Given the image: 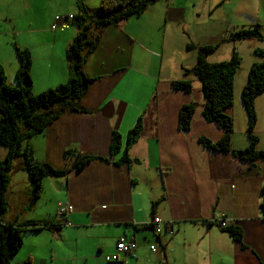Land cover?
Here are the masks:
<instances>
[{"label": "crops", "instance_id": "1", "mask_svg": "<svg viewBox=\"0 0 264 264\" xmlns=\"http://www.w3.org/2000/svg\"><path fill=\"white\" fill-rule=\"evenodd\" d=\"M99 1L83 0L89 10ZM58 4L63 7L61 16L77 13L74 0ZM256 26L263 39L250 42L248 62L240 57L233 103L224 110L233 121L232 149L241 150L248 144V123L240 95L250 65L263 61L254 50L264 49V0H157L140 16L102 31L82 68L94 81L78 103L79 112H65L22 144V152L34 164H48L63 175L44 177L39 198L31 201L22 159L12 165L5 198L7 206L8 200L20 202L19 215L12 219L7 209L6 222L52 225L57 223L59 204L72 206L69 226L57 230L45 226L22 234L21 248L33 257L31 264L36 261L32 250L39 246L44 247L39 253L45 251L39 258L48 260L50 254L61 263L97 262V255L115 252L120 237L133 239L136 251L124 261L106 264H264V221L259 211L264 166L199 144V137L217 141L222 129L202 117L200 84L185 73L197 58V50H187L188 45L218 46L207 61H227L238 42L223 43L227 32ZM42 31L27 25L24 37L13 41L31 55L33 94L67 81L65 49L77 27L69 23L62 30L47 29L48 36ZM0 65L6 83L15 86L18 59L9 77L1 61ZM185 80L192 82L190 92L173 89V82ZM190 103L196 108L190 130L183 133L178 130V113ZM254 107V134L258 149L264 151V92ZM139 117L142 129L127 149L129 161L119 163L121 154L109 153L111 137L117 133L123 141ZM69 150L104 160H91L76 171V157L64 156ZM154 217L171 223L173 235H155L150 225ZM218 221L241 230L243 247L217 227ZM43 239L46 246L41 245ZM61 244L71 246L75 255L64 256Z\"/></svg>", "mask_w": 264, "mask_h": 264}, {"label": "trees", "instance_id": "2", "mask_svg": "<svg viewBox=\"0 0 264 264\" xmlns=\"http://www.w3.org/2000/svg\"><path fill=\"white\" fill-rule=\"evenodd\" d=\"M157 0H100L99 6L89 10L83 0H74L77 13L71 24L77 27V33L72 42L65 49V62L68 79L65 83L54 88L32 93L31 66L32 58L28 50L13 44V50L19 61L15 72V86L6 83L4 69L0 65V146L6 148L3 160H0V264H11L22 247V234L37 232L45 228L57 230L61 226L56 224L18 225L4 220L8 206L6 191L10 182V172L15 159L21 158L30 183L31 201L39 198L42 191L44 177H58L64 172L53 169L48 164H34L28 154L22 152V144L40 134L53 121L67 111L79 112L78 103L86 93L94 79L87 78L83 73V65L97 48L101 33L109 26H119L133 16H140L148 6ZM255 28L230 29L222 42H236L243 39H259L263 36ZM218 46L194 47L187 46V50L196 49L197 58L193 68L185 70L200 84L202 98V117L206 122L215 123L222 129L220 139L215 142L205 137H199L198 142L204 148L215 152L231 153L235 158L250 163H260L264 166V151L258 149V137L254 134L257 116L254 107L256 97L264 92V49H255L254 53L263 61L250 65L245 85L241 90V102L247 117L248 144L241 150H234L231 146L233 121L224 110L233 103L234 77L241 65V58L235 50L227 61L210 63L207 58ZM172 87L176 91L190 92V80L175 81ZM196 105H183L178 113V130L186 133L190 130L192 116ZM142 129L141 118H137L133 128L122 137L114 133L109 146L110 155L121 154L122 161H129L127 149L139 136ZM70 150L64 153L66 158H72ZM76 161L73 170L79 171L91 160L96 158L85 155H74ZM259 211L264 221V186L260 191ZM238 245H242V233L239 228L227 226L221 229ZM29 264V263H28Z\"/></svg>", "mask_w": 264, "mask_h": 264}, {"label": "rangeland", "instance_id": "3", "mask_svg": "<svg viewBox=\"0 0 264 264\" xmlns=\"http://www.w3.org/2000/svg\"><path fill=\"white\" fill-rule=\"evenodd\" d=\"M68 1L71 0H26L25 2L23 0H0V61L4 64L8 77L12 74L14 64L17 62L12 47L14 44L13 41L24 37V27L30 25L33 29L40 28L43 30L42 34L48 36L47 29L50 30L54 23V18L56 16H61L60 13L63 7H61L58 2L67 4ZM252 40L259 39H243L236 42L237 44L235 45V52H237L245 62H248L251 57L248 47H252L250 43ZM233 110H236V107L234 108L233 106ZM236 117H238L237 113ZM236 120L238 125L239 119L236 118ZM6 151V148L0 146V160L4 159ZM16 204L19 205L20 202L16 201ZM16 204L15 199H13V201L8 200V215L11 216L12 219H15L19 215L17 214L19 210L17 211L18 207ZM24 205V203H21V206ZM20 208L21 207H19V209ZM39 209L41 208L39 207ZM46 243L47 241L44 239L41 241L42 246H46ZM43 248L44 247L39 246L32 250L36 257L35 264H81L73 263V261L61 263L56 259L52 260L50 254L48 255V260L46 258H39V255H44L45 251L39 253V250H43ZM59 252H63V255L67 257H73L75 255V251L71 246L65 244H61ZM28 253L26 247L21 248L13 258L11 264H31L33 257H30ZM95 258L98 259L97 262H90L89 264H106L102 255Z\"/></svg>", "mask_w": 264, "mask_h": 264}, {"label": "built area", "instance_id": "4", "mask_svg": "<svg viewBox=\"0 0 264 264\" xmlns=\"http://www.w3.org/2000/svg\"><path fill=\"white\" fill-rule=\"evenodd\" d=\"M73 16L66 15V16H56L54 18V23L51 26L52 31L62 30L64 29L72 20ZM72 214V206L69 204L58 205L56 210V220L55 223L57 226H69V217ZM153 228V233L155 235H160L162 233H166L169 236L173 235V231L171 229V223L162 224V222L154 217L151 220L150 224ZM217 227L221 229H225L227 227L224 221H218ZM150 250H153L154 247L150 246ZM137 249V245L133 239H127L125 237H120L116 241L115 252L111 255H105L103 258L107 263H115L119 261H124L125 258L129 255H132ZM99 256V255H97Z\"/></svg>", "mask_w": 264, "mask_h": 264}]
</instances>
